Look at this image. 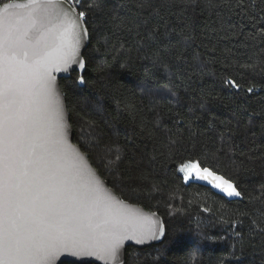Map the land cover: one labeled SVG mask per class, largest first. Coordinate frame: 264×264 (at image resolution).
Returning <instances> with one entry per match:
<instances>
[{
  "label": "trees",
  "instance_id": "obj_1",
  "mask_svg": "<svg viewBox=\"0 0 264 264\" xmlns=\"http://www.w3.org/2000/svg\"><path fill=\"white\" fill-rule=\"evenodd\" d=\"M81 4L85 70L60 81L73 143L123 202L165 226L160 245L128 249L125 264H264V0ZM196 160L241 197L179 171Z\"/></svg>",
  "mask_w": 264,
  "mask_h": 264
},
{
  "label": "snow or ice",
  "instance_id": "obj_2",
  "mask_svg": "<svg viewBox=\"0 0 264 264\" xmlns=\"http://www.w3.org/2000/svg\"><path fill=\"white\" fill-rule=\"evenodd\" d=\"M80 7L81 0L0 4V264H56L64 252L116 261L124 240L164 231L145 229L135 212L114 202L68 144L52 72L67 71L72 63L84 68L76 59L88 35ZM54 32L53 46L46 37ZM224 83L243 87L235 78ZM200 163L181 164L179 171L196 169L195 179L241 197L231 177L208 167L201 173Z\"/></svg>",
  "mask_w": 264,
  "mask_h": 264
},
{
  "label": "water",
  "instance_id": "obj_3",
  "mask_svg": "<svg viewBox=\"0 0 264 264\" xmlns=\"http://www.w3.org/2000/svg\"><path fill=\"white\" fill-rule=\"evenodd\" d=\"M22 2H24V1H21L19 3H22ZM17 11L23 12L24 10L18 9ZM46 38L49 40L50 44L53 46L58 42V37L56 36L55 32L52 34H49ZM89 40H90V37H89V33H88L87 37H83L81 40V45L79 48V55L76 57L77 60H83L84 61L83 54L85 53V51L89 45ZM84 70H85V61H84V68H80L77 63H72L68 67L67 71L61 70V71H53L52 72V76L55 78L54 83L56 86V91H57V94L59 95L60 102L63 106L64 122L66 124L68 144L72 145L77 150V152L82 156L87 167L102 182L103 188L106 190L108 195L112 197L114 202H119L125 209H129V210H132L133 212H135L136 215L141 219V223L145 229L149 226L153 230H156V229L162 227L164 231L162 234L158 233L156 238L145 237V238L124 240L123 241V247L120 250L118 260H116V261L98 258L97 256L73 255V254H71V252H64L57 258L56 264H125L126 253H127L128 249L133 248L135 250H144V249H147L150 247L160 245L165 238V233H166L165 232V226H164L163 220L157 214L149 213L140 207L130 205L126 202H123L121 200V198H119L109 188L107 182H105L101 178L99 173L92 167L90 161L82 153L80 148L73 143V138H74L73 129L70 125V118H69L68 111H67L66 100H65V96H64V94L61 90V87H60V81L68 79L73 74H80L81 75V74H83ZM201 173H202V171H201ZM195 174H196V170L194 171L193 175L195 176ZM197 182L211 188L218 195L224 196L226 198H231V197H228L226 194L220 192L218 189L212 187V185L208 184L206 181L197 180Z\"/></svg>",
  "mask_w": 264,
  "mask_h": 264
}]
</instances>
